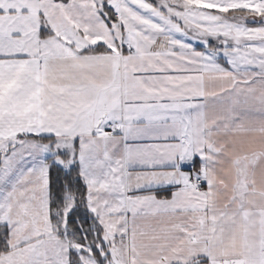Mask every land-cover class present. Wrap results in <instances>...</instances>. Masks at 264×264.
<instances>
[{
  "label": "snow or ice",
  "instance_id": "obj_1",
  "mask_svg": "<svg viewBox=\"0 0 264 264\" xmlns=\"http://www.w3.org/2000/svg\"><path fill=\"white\" fill-rule=\"evenodd\" d=\"M0 264H264V0H0Z\"/></svg>",
  "mask_w": 264,
  "mask_h": 264
}]
</instances>
